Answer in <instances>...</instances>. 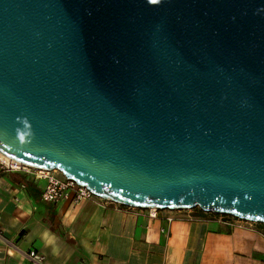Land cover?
Returning <instances> with one entry per match:
<instances>
[{"label":"water","instance_id":"obj_1","mask_svg":"<svg viewBox=\"0 0 264 264\" xmlns=\"http://www.w3.org/2000/svg\"><path fill=\"white\" fill-rule=\"evenodd\" d=\"M0 154L264 224V0H0Z\"/></svg>","mask_w":264,"mask_h":264},{"label":"crops","instance_id":"obj_2","mask_svg":"<svg viewBox=\"0 0 264 264\" xmlns=\"http://www.w3.org/2000/svg\"><path fill=\"white\" fill-rule=\"evenodd\" d=\"M44 183L0 171V264H30L22 252L32 249L45 264H264L262 223L234 228L195 209L154 218L101 198L48 203Z\"/></svg>","mask_w":264,"mask_h":264},{"label":"built area","instance_id":"obj_3","mask_svg":"<svg viewBox=\"0 0 264 264\" xmlns=\"http://www.w3.org/2000/svg\"><path fill=\"white\" fill-rule=\"evenodd\" d=\"M0 171L5 172H24L26 174H31L35 179L45 180L44 188L41 192V199L48 203H59L60 201H68L72 204L79 203L84 200L99 198L93 195L85 186L76 183L74 180L66 178L59 170H47V169H37L31 166H26L19 161L11 160L7 157L0 156ZM132 208V207H131ZM149 216L156 217L158 212L161 210H151L148 208ZM173 211H186L183 209H177ZM208 213V212H206ZM205 213V214H206ZM212 217L210 220L224 223L231 227H238L247 230H254L256 222L246 221L238 217H233L225 214H214L211 213ZM174 217H167V222L173 221ZM2 239V236L0 235ZM4 240V239H3ZM5 243L9 244L8 241L4 240ZM12 246V244H10ZM13 247V246H12ZM22 255L29 261L30 264H45L46 257L39 253L35 249L29 250L27 252H22Z\"/></svg>","mask_w":264,"mask_h":264},{"label":"trees","instance_id":"obj_4","mask_svg":"<svg viewBox=\"0 0 264 264\" xmlns=\"http://www.w3.org/2000/svg\"><path fill=\"white\" fill-rule=\"evenodd\" d=\"M192 209L197 210L198 214L201 215V216H205L206 215L201 209H198V208H192Z\"/></svg>","mask_w":264,"mask_h":264},{"label":"bare ground","instance_id":"obj_5","mask_svg":"<svg viewBox=\"0 0 264 264\" xmlns=\"http://www.w3.org/2000/svg\"><path fill=\"white\" fill-rule=\"evenodd\" d=\"M0 156H1V154H0ZM4 157V156H3ZM151 210H154L153 208H151Z\"/></svg>","mask_w":264,"mask_h":264}]
</instances>
